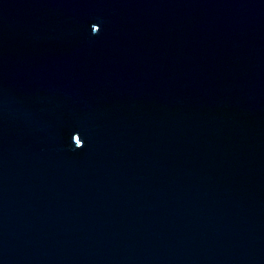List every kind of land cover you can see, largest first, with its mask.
<instances>
[{
  "label": "water",
  "instance_id": "obj_1",
  "mask_svg": "<svg viewBox=\"0 0 264 264\" xmlns=\"http://www.w3.org/2000/svg\"><path fill=\"white\" fill-rule=\"evenodd\" d=\"M0 264H264V122L210 0H0Z\"/></svg>",
  "mask_w": 264,
  "mask_h": 264
},
{
  "label": "snow or ice",
  "instance_id": "obj_2",
  "mask_svg": "<svg viewBox=\"0 0 264 264\" xmlns=\"http://www.w3.org/2000/svg\"><path fill=\"white\" fill-rule=\"evenodd\" d=\"M98 26V27H97ZM99 27H100V25L99 24H97V23H93L92 25H91V29H92V31L94 30V31H98L99 30ZM79 140L81 141V139L79 138Z\"/></svg>",
  "mask_w": 264,
  "mask_h": 264
}]
</instances>
